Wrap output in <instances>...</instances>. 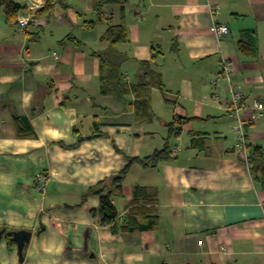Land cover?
Returning a JSON list of instances; mask_svg holds the SVG:
<instances>
[{
    "label": "crops",
    "instance_id": "1",
    "mask_svg": "<svg viewBox=\"0 0 264 264\" xmlns=\"http://www.w3.org/2000/svg\"><path fill=\"white\" fill-rule=\"evenodd\" d=\"M34 3L24 28L0 7V230L30 233L0 264H264V114L241 113L245 155L218 78L228 59L242 104L264 100V0Z\"/></svg>",
    "mask_w": 264,
    "mask_h": 264
},
{
    "label": "built area",
    "instance_id": "2",
    "mask_svg": "<svg viewBox=\"0 0 264 264\" xmlns=\"http://www.w3.org/2000/svg\"><path fill=\"white\" fill-rule=\"evenodd\" d=\"M35 7L36 4L34 3V0H30V3L21 10L16 18V23L20 28H24L28 24L31 12L35 9ZM212 31L216 36H223L228 33L229 28L225 24H214L212 26ZM218 78L225 79L227 82V88L230 93V105L227 107V111L229 115L236 120V124L233 127V132L237 138V145L239 149L245 155H247L249 151L244 129L245 119L241 113L244 109H248L250 112H253L257 115L264 114V100L254 98L249 105L242 104V95L238 91L237 87L233 84V66L231 61L228 59H222ZM36 176L39 184L38 188L41 192H44L48 177L44 172L38 173Z\"/></svg>",
    "mask_w": 264,
    "mask_h": 264
},
{
    "label": "trees",
    "instance_id": "3",
    "mask_svg": "<svg viewBox=\"0 0 264 264\" xmlns=\"http://www.w3.org/2000/svg\"><path fill=\"white\" fill-rule=\"evenodd\" d=\"M0 7L4 10V14L6 16V18L10 19V18H15L16 14L23 8L20 4L14 2L13 0H0ZM122 29H117V28H112L110 29L111 33H115L116 31H120ZM239 48L242 51H245L246 49V45L245 43H239ZM146 84V82H145ZM160 86V84H158ZM147 95V90L146 88L143 90ZM146 100H145V106L144 108L146 109L145 111H147V104H146ZM14 117V121L16 123V127L18 128L17 131L19 133H25L28 131V122L26 118H20L18 116H13ZM171 157V151L169 149V147L167 145H165L164 148L155 151L151 156L142 159L141 162L144 163L145 165H155L157 162L159 161H163L166 160L168 158ZM138 159L136 158H132L130 160V163L132 161H137ZM139 161V160H138ZM248 161L249 164H251V168L252 170H257L260 167V156L258 154V149L257 148H253L250 150V154L248 157ZM127 171V168H124V170L114 176L115 180L117 179H122L125 175ZM100 209L102 211V220H101V224H108L110 222H112L116 216H117V211L115 210L114 206L112 205L110 198L108 195L106 196H102L101 198V206ZM13 231H9L4 229L3 230V235L5 236V238L8 240V242H13V235H12Z\"/></svg>",
    "mask_w": 264,
    "mask_h": 264
},
{
    "label": "water",
    "instance_id": "4",
    "mask_svg": "<svg viewBox=\"0 0 264 264\" xmlns=\"http://www.w3.org/2000/svg\"><path fill=\"white\" fill-rule=\"evenodd\" d=\"M63 206H67V204H63ZM3 230H0V239L3 236ZM13 240L16 243L19 259L22 260V250L24 245L29 241L30 233L25 230L13 231Z\"/></svg>",
    "mask_w": 264,
    "mask_h": 264
}]
</instances>
